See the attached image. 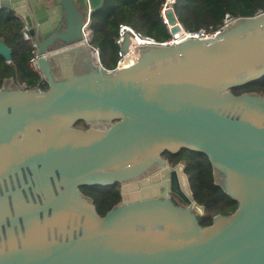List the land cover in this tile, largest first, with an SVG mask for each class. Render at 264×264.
I'll return each instance as SVG.
<instances>
[{
	"label": "water",
	"instance_id": "1",
	"mask_svg": "<svg viewBox=\"0 0 264 264\" xmlns=\"http://www.w3.org/2000/svg\"><path fill=\"white\" fill-rule=\"evenodd\" d=\"M88 3L105 0H0L29 26L48 84L0 89V264H264V95L232 91L264 77V11L214 37L136 41L108 69L72 45ZM0 54L12 61L1 38ZM182 149L208 157L233 213L200 224L209 202L184 161L162 158ZM115 183L122 199L102 216L81 187Z\"/></svg>",
	"mask_w": 264,
	"mask_h": 264
},
{
	"label": "trees",
	"instance_id": "2",
	"mask_svg": "<svg viewBox=\"0 0 264 264\" xmlns=\"http://www.w3.org/2000/svg\"><path fill=\"white\" fill-rule=\"evenodd\" d=\"M165 0H105L104 5L92 13L91 26L94 31V44L99 47L103 65L108 69L116 66L118 59L117 37L121 24H128L143 35L165 41L171 34L161 16ZM181 24L189 30L217 29L227 13L236 17L254 16L264 11V0H178L175 5ZM23 22L12 11L0 9V38L12 48L13 58L7 62L0 54V87L7 79L16 85L26 84L30 88H47L46 80L30 67L33 56L31 42L23 39ZM232 91L239 95L244 92L264 95V77L238 86ZM78 127L88 126L78 122ZM163 156L172 164L184 161L185 171L196 201L209 202L205 215L199 217L202 226L212 223L216 214L234 212L238 206L216 182L214 168L208 157L200 152L182 149L177 153L166 151ZM81 191L90 197L100 215H105L122 199L121 184L82 186ZM230 214V213H229Z\"/></svg>",
	"mask_w": 264,
	"mask_h": 264
},
{
	"label": "built area",
	"instance_id": "3",
	"mask_svg": "<svg viewBox=\"0 0 264 264\" xmlns=\"http://www.w3.org/2000/svg\"><path fill=\"white\" fill-rule=\"evenodd\" d=\"M178 0H165L161 7V16L163 18L164 23L167 25L168 30L171 34L170 38L165 41H157L154 37L143 35L132 26L128 24H121L118 31L117 37V44H118V59L116 62V66L113 69L120 68L121 63L125 57H131L135 51L136 41H138V47H145L151 45H175L179 43V39H195L198 37H214L216 34L221 33L227 28L228 24L234 23L240 19V17L233 16L231 13H227L224 17L223 23L217 29L206 30L204 28L200 30H189L186 29L181 22L179 21L178 17L175 14V5L177 4ZM92 8L88 3L85 12L83 14V25H82V39L80 41L75 42L72 45H79L85 44L90 48L92 53L93 59L95 63L98 65L105 67L102 63L101 52L98 46H96L93 42L94 40V31L91 26L92 20ZM262 11H258L256 14H260ZM22 18V17H21ZM23 27L21 29L23 39L26 41L31 42L33 47V56L30 58V67L40 74L41 79L44 77L40 71L38 66V45L32 38L29 33V26L26 24L24 19H22ZM174 25H179L180 29L176 32H172V28ZM61 50L60 48L49 50L47 53L55 52ZM106 68V67H105ZM25 89H30L26 84L22 85ZM33 88V87H32ZM39 88L40 85L38 84L37 87Z\"/></svg>",
	"mask_w": 264,
	"mask_h": 264
},
{
	"label": "flooded vegetation",
	"instance_id": "4",
	"mask_svg": "<svg viewBox=\"0 0 264 264\" xmlns=\"http://www.w3.org/2000/svg\"><path fill=\"white\" fill-rule=\"evenodd\" d=\"M9 80V79H8ZM8 80H5L4 81V83H3V85L0 87V89L1 88H14L15 87V85H16V83L14 82V86H10V84L8 83ZM88 128V127H87ZM162 157H164L163 155H162ZM164 159L167 161V163H168V165L170 166V168H175V167H177L178 166V164L180 163V162H182V161H179V162H177L176 164H172L168 159H166L165 157H164ZM185 166H186V164H185ZM186 168V167H185ZM160 170V168L157 166V165H155V166H153L148 172H146V173H144L140 178H145V177H149V176H151V175H153L154 173H156V172H158ZM184 172L186 173V171L184 170ZM186 175H187V173H186ZM219 175V174H218ZM188 176V175H187ZM215 176H216V174H215ZM139 178V179H140ZM171 199H172V201L175 203V204H177V205H182V206H186L184 203H183V201L177 196V195H175V194H173V193H171ZM206 209V208H205ZM229 213H233V211L232 212H229ZM229 213H226V214H229ZM224 214V213H223Z\"/></svg>",
	"mask_w": 264,
	"mask_h": 264
},
{
	"label": "rangeland",
	"instance_id": "5",
	"mask_svg": "<svg viewBox=\"0 0 264 264\" xmlns=\"http://www.w3.org/2000/svg\"><path fill=\"white\" fill-rule=\"evenodd\" d=\"M77 2H78V4L82 7V6H83V2H84V0H77ZM175 14H176L177 17L180 16V13H179L178 10H175ZM9 80L12 81V85L14 86V82H15V81H13L12 79H9ZM93 126L96 127V128H105L106 125H105V123H97V124H94ZM81 127H85V126H81ZM162 158L164 159V157H162ZM164 160H165V159H164Z\"/></svg>",
	"mask_w": 264,
	"mask_h": 264
},
{
	"label": "crops",
	"instance_id": "6",
	"mask_svg": "<svg viewBox=\"0 0 264 264\" xmlns=\"http://www.w3.org/2000/svg\"><path fill=\"white\" fill-rule=\"evenodd\" d=\"M1 9V8H0ZM4 9H7V10H10V11H12L18 18H20L21 20L23 19V17L21 18V16L19 15V14H17L16 12H14L13 10H11V9H8V8H4ZM13 80V79H12ZM14 81V80H13ZM23 85V84H22ZM21 85V86H22Z\"/></svg>",
	"mask_w": 264,
	"mask_h": 264
}]
</instances>
